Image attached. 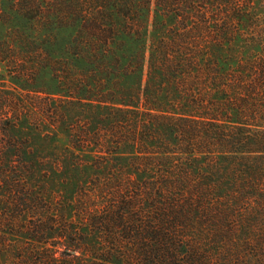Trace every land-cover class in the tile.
I'll use <instances>...</instances> for the list:
<instances>
[{
    "label": "trees",
    "instance_id": "obj_1",
    "mask_svg": "<svg viewBox=\"0 0 264 264\" xmlns=\"http://www.w3.org/2000/svg\"><path fill=\"white\" fill-rule=\"evenodd\" d=\"M260 20L255 0H0V264L21 241L264 264Z\"/></svg>",
    "mask_w": 264,
    "mask_h": 264
},
{
    "label": "rangeland",
    "instance_id": "obj_2",
    "mask_svg": "<svg viewBox=\"0 0 264 264\" xmlns=\"http://www.w3.org/2000/svg\"><path fill=\"white\" fill-rule=\"evenodd\" d=\"M255 3L256 8L258 10V14L261 16L260 23L263 25L264 28V0H255ZM3 91L14 92L15 96L18 94L14 90V85L11 82V78L7 75L5 66L0 64V95H2V93L4 94ZM17 101L19 103H24V112L28 111V108H31V101L23 96L19 97V99L17 97L16 102ZM58 140V145L61 147H64L68 144L67 138L64 135H59ZM20 243H22L20 247L11 248L12 252H10L8 256L1 261V264H71L72 261L74 264L77 263V261L71 259L69 255H63V258L57 255L58 260L56 262L48 261L45 259L47 256L45 248H39L40 250L38 252L36 251L33 253L31 252L32 247L30 248L29 244H26L22 241Z\"/></svg>",
    "mask_w": 264,
    "mask_h": 264
}]
</instances>
